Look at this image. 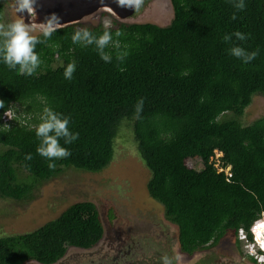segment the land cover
Listing matches in <instances>:
<instances>
[{"label":"trees","instance_id":"obj_1","mask_svg":"<svg viewBox=\"0 0 264 264\" xmlns=\"http://www.w3.org/2000/svg\"><path fill=\"white\" fill-rule=\"evenodd\" d=\"M235 2L171 0L174 17L166 26L126 23L108 13L112 32L124 33L114 37L120 49H106L112 55L108 63L95 45L71 40L76 28L101 34L103 23L65 26L38 44L42 64L32 76L0 60V199L30 197L37 183L67 168L104 170L127 129L151 172L148 192L178 226L183 251L192 254L230 229L237 235L249 228L264 211V116L249 125L241 118L255 95L264 96V0H244L243 11L233 7ZM4 11L0 0L3 20ZM237 30L248 38L223 41ZM236 45L259 54L243 63L229 52ZM117 51L127 52L122 62ZM72 61L76 70L69 81L63 73ZM139 98L144 105L137 119ZM45 107L70 117V131L79 133L72 144L61 139L71 156L56 160L55 170L36 152L40 141L34 129ZM13 108L21 116L5 120ZM189 159L200 165L189 167ZM217 164L231 167L230 179ZM23 171L30 184L21 180ZM104 231L97 207L76 203L35 231L0 236V264H55L68 246L97 245Z\"/></svg>","mask_w":264,"mask_h":264},{"label":"rangeland","instance_id":"obj_2","mask_svg":"<svg viewBox=\"0 0 264 264\" xmlns=\"http://www.w3.org/2000/svg\"><path fill=\"white\" fill-rule=\"evenodd\" d=\"M3 2V21L7 23L19 18L13 8L14 0ZM173 17L171 0H145L138 13L118 20L166 26ZM25 20L28 22L26 16ZM108 21L110 17L106 11L100 10L80 22L98 25ZM12 110L9 120L21 116V112L15 108ZM263 116L264 96L255 95L241 121L249 125ZM217 156L221 158L223 154L218 153ZM196 164L199 163L188 160L189 167ZM150 178L151 172L139 155L134 138L124 129L117 141L115 157L104 170L89 172L67 168L57 176L37 183L30 197L0 199V236L30 233L58 218L70 206L89 202L100 212L105 228L103 238L89 250L68 246L66 255L55 264H160L164 254L179 256L178 264H199L204 260H208L206 264H259L249 255L246 241L238 239L232 229L220 235L218 243L192 254L183 251L179 244L178 226L167 219L163 204L148 192ZM21 180L32 182L25 171ZM122 251L125 254L123 258ZM25 264L40 263L30 260Z\"/></svg>","mask_w":264,"mask_h":264},{"label":"clouds","instance_id":"obj_3","mask_svg":"<svg viewBox=\"0 0 264 264\" xmlns=\"http://www.w3.org/2000/svg\"><path fill=\"white\" fill-rule=\"evenodd\" d=\"M115 2L118 7L130 8L138 13L143 7L145 0H115ZM233 7L237 11H243L246 8V4L244 0H236ZM13 8L19 18L13 19L7 23L0 18V60H2L8 69L17 70L22 75L32 76L36 74L37 69L42 64L40 55L36 51L37 45L51 39L53 33L63 28L64 25L63 22H61L62 17L57 13H51L46 16L43 21H38L37 0H14ZM106 13L108 15L109 12ZM25 14H27L28 22L25 20ZM114 17L117 18L116 16ZM232 19H236L235 12L232 15ZM103 24L104 30L99 35L94 34L86 27L76 28L71 36V40L73 44L82 47L95 45V49L100 58L108 63L111 62L112 55L110 52L106 51V49L109 46L120 49V41L119 39H114V37L119 38L123 36L124 33L119 29L113 33L111 30V21L103 22ZM233 36L239 41H245L248 38L245 33L237 30L234 33L225 34L222 39L224 42L230 43ZM41 37L43 39H41ZM229 52L232 56L241 59L243 63L251 62L259 54L258 49L248 52L239 45L231 47ZM126 56V51H117L116 53V59L121 62ZM75 70L76 62H69L67 66L64 67V78L71 81ZM3 104L4 102L0 100V107H3ZM143 105L144 99L139 98L135 105L134 118H140ZM12 111L13 110L10 109L4 113L3 116L5 120H9V115ZM39 119L40 122L34 129L35 135L40 141L36 148V152L49 161L48 168L50 170H55L57 167L55 163L56 160L66 159L71 156L70 150L67 147L61 146V139H63L65 145H69L78 139L79 133L70 131V117L64 116L62 113L56 112L49 107L43 109V114ZM25 159L29 161L32 160V154H27ZM217 167L220 171L225 172L227 179L231 178V167H221L219 164H217ZM262 223H264L263 211L261 217L255 220L249 228L245 230L243 227L237 234L238 239H240V231L244 230L247 235L245 240L246 243L253 244L254 247L259 250H256L258 254H264V242H262L264 241V230L261 232L259 239L258 233L254 232L253 229H255L258 224L261 225ZM254 225L255 228H253ZM249 239L250 241L248 242ZM178 261L179 256L170 257L164 254L160 258V264H178Z\"/></svg>","mask_w":264,"mask_h":264},{"label":"water","instance_id":"obj_4","mask_svg":"<svg viewBox=\"0 0 264 264\" xmlns=\"http://www.w3.org/2000/svg\"><path fill=\"white\" fill-rule=\"evenodd\" d=\"M100 10L119 19L134 13L133 9L118 7L115 0H37L38 21H43L51 13H57L62 17L63 27L77 24L84 17ZM25 16L27 17V14Z\"/></svg>","mask_w":264,"mask_h":264},{"label":"built area","instance_id":"obj_5","mask_svg":"<svg viewBox=\"0 0 264 264\" xmlns=\"http://www.w3.org/2000/svg\"><path fill=\"white\" fill-rule=\"evenodd\" d=\"M217 158H218V157H217ZM239 237H240V239H242V240H246L247 235H246V233L244 232V230H241V231H240ZM247 247H248V249L250 250V251L248 252L249 255H251L252 257H254V258L257 260V262H258L259 264H264V254H263V253H262V254H258V252L255 250V247H254L253 244L247 243ZM254 250H255V251H254Z\"/></svg>","mask_w":264,"mask_h":264},{"label":"flooded vegetation","instance_id":"obj_6","mask_svg":"<svg viewBox=\"0 0 264 264\" xmlns=\"http://www.w3.org/2000/svg\"><path fill=\"white\" fill-rule=\"evenodd\" d=\"M97 207V206H96ZM99 211V210H98ZM103 227H104V225H103ZM105 229V228H104ZM119 233V232H118ZM103 238V237H102ZM125 238V236L123 237L122 236V239L123 240H126V239H124ZM178 238H179V234H178ZM215 241V240H214ZM219 242V239L217 240V242L216 243H218ZM125 243V242H124ZM211 244H215V242H213V243H211ZM211 244H209V245H211ZM208 245V246H209ZM123 252V251H122ZM121 258H123L124 256H125V254H124V252L123 253H121ZM206 262H208V260H204V261H202V262H200L199 264H206Z\"/></svg>","mask_w":264,"mask_h":264},{"label":"bare ground","instance_id":"obj_7","mask_svg":"<svg viewBox=\"0 0 264 264\" xmlns=\"http://www.w3.org/2000/svg\"><path fill=\"white\" fill-rule=\"evenodd\" d=\"M264 230V223H262L261 225H257V227L255 228V232H257L258 233V235H259V239H260V234H261V232ZM262 242H264V241H262Z\"/></svg>","mask_w":264,"mask_h":264}]
</instances>
